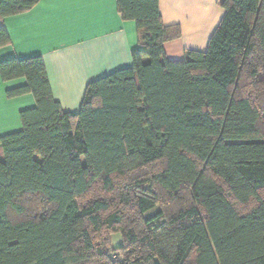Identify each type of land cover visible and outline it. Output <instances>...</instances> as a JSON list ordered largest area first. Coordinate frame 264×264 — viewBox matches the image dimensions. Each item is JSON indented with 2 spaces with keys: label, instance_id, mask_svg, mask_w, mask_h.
<instances>
[{
  "label": "trees",
  "instance_id": "obj_1",
  "mask_svg": "<svg viewBox=\"0 0 264 264\" xmlns=\"http://www.w3.org/2000/svg\"><path fill=\"white\" fill-rule=\"evenodd\" d=\"M37 1L0 0V19ZM115 2L132 65L89 81L77 111L41 55L0 60L3 81L25 80L7 97L35 99L0 135V264H264V0H219L182 59L158 0Z\"/></svg>",
  "mask_w": 264,
  "mask_h": 264
},
{
  "label": "crops",
  "instance_id": "obj_2",
  "mask_svg": "<svg viewBox=\"0 0 264 264\" xmlns=\"http://www.w3.org/2000/svg\"><path fill=\"white\" fill-rule=\"evenodd\" d=\"M165 25L178 24L179 38L164 44L168 59L188 49L204 50L224 10L219 0H158ZM10 44L0 60L41 55L53 98L65 111H77L87 83L132 65L136 25L123 20L115 0H38L30 9L0 19ZM24 78H0V135L21 129L19 112L35 105L31 93L7 97Z\"/></svg>",
  "mask_w": 264,
  "mask_h": 264
},
{
  "label": "rangeland",
  "instance_id": "obj_3",
  "mask_svg": "<svg viewBox=\"0 0 264 264\" xmlns=\"http://www.w3.org/2000/svg\"><path fill=\"white\" fill-rule=\"evenodd\" d=\"M112 241L114 245H118L121 242L120 235L115 233L112 235Z\"/></svg>",
  "mask_w": 264,
  "mask_h": 264
}]
</instances>
